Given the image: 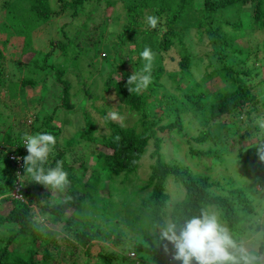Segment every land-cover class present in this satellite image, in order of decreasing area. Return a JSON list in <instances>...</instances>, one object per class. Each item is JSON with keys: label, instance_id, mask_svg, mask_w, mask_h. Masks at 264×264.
<instances>
[{"label": "trees", "instance_id": "trees-1", "mask_svg": "<svg viewBox=\"0 0 264 264\" xmlns=\"http://www.w3.org/2000/svg\"><path fill=\"white\" fill-rule=\"evenodd\" d=\"M25 1L27 2L26 12L29 13L32 22L27 23L20 19L17 20V23L22 29V49L27 51L30 49L31 31L34 29L32 26L46 22L51 15V8L49 0ZM88 1L106 0H65L61 3L60 9L69 12L68 15L72 17ZM3 5L12 11L19 8L17 3L14 4L10 0H3ZM233 6L242 8L250 6L249 15L253 25L249 28L250 31L264 30V0H127L124 3L126 18L117 38L121 40L124 37L123 31H125L133 43L132 48L129 49L135 54L132 60L133 73H139L146 63L140 53L145 47L151 49L154 54L150 73L151 83L146 88L141 87L138 91L129 92L128 87L135 88V85H127L129 74L126 70H117V67L123 62L117 56V62H112L111 71L118 73L119 79L114 80L110 73L107 74L102 93H114L119 107L125 106L138 115L139 126L136 127L134 124L124 126L111 122L104 112L107 108L102 104L96 112L103 117L108 131L99 137H94L95 118L84 117L83 125L76 130V134L88 140H98L100 145L108 149L109 152L97 151L95 158L99 171L92 170L88 175H83L86 167L84 165L85 158L73 154L72 160L79 161L77 168L82 170L80 173L77 172V168L70 165L66 158L67 152L74 143V135L64 141V147H60L56 143L50 153L48 165L54 167L57 160L62 161L63 169L68 173L70 183L63 188L61 197L55 199V202L41 205L40 202L46 200L48 188L29 180L23 181L22 184L23 200L12 198L10 191L17 176L14 173V160L9 159L7 155L8 152H12L20 156L22 165L20 171L24 172L22 158L27 155V151L22 146L23 137L25 134L38 132H48L55 136L56 129L47 124L48 119H51V114H48L42 122L43 128L34 127L31 122L24 124L21 120L14 126L7 125L0 131V210H4V212H0V230L6 232L5 239L0 238V264H59L61 261L64 264H121L124 259L127 260L122 252L103 250L102 243L98 241L115 244L120 251L136 250L138 244L143 250L151 247V253L147 250L143 253L146 257L154 258L157 262H145L146 264H177L178 261L175 259L173 262L171 259L167 260L166 255L169 252L165 249L167 242L160 237V226L165 223L163 206L168 198L163 189L168 176H171L182 189L180 199H176L171 206L168 221L172 220L182 224L185 219L198 216L202 210L207 209L216 212L219 220L225 222L228 228H232L238 223L240 218L238 210L241 209L244 214V210L247 208L248 200L245 194L239 188H232L226 194L217 193L211 189L212 183L207 175L191 172L185 165L164 161L159 152L162 136L156 134V129L162 135L168 134L170 131L179 134L182 115L186 112L193 114L200 110L199 123L206 126L211 121V124L210 128L201 130L193 139L200 143L206 140L217 143L220 142L221 132L226 127L223 122L217 120L220 116L235 114L236 119L239 120L241 115H245L251 124V114L256 111L257 104L264 106V97H260L264 93V78L258 82L260 90L254 91L247 84L246 75L250 73V70L235 69V60L228 56V54L248 52V48L244 51L237 47V40L243 35L240 21L220 19L219 14L222 10ZM149 15L158 18L156 28H151L148 25L147 17ZM20 17L18 16V18ZM81 25L83 27L84 24ZM225 25L238 33L227 35L221 29ZM189 28L195 30L196 36L204 35L206 37V43L220 61V66L211 67L215 63H209L207 66L209 70L204 72L203 77L192 81L188 89H185L180 84L185 79L190 67L191 57L184 41V32ZM52 46V41H49V49L43 53L39 51L42 58L40 65L37 66L40 69H44V65L47 64L46 59L52 53L50 50ZM59 46L62 49L66 48L65 44H59ZM171 47L175 48L179 55L178 70L165 72L161 54ZM2 60L3 54L0 49V87L4 85L1 78ZM48 65L54 69L55 81L62 86L61 92L57 93L58 97L64 100L62 105L70 107L71 105L67 102L68 86L64 80H61L63 68L53 64ZM163 77L173 83L177 94L162 88ZM212 77H218L222 82V87L212 93L210 101L205 102L207 90L203 87V81ZM37 82L34 78L25 76L12 84L6 83L5 89L9 96H13L27 85L34 87ZM40 86L44 88L43 81ZM53 109L55 108L53 107L51 110ZM204 110L207 114L204 113ZM162 120L165 123H161ZM252 127L257 129L255 125ZM12 129H15L14 135L11 134ZM151 138L155 148L150 156L154 155L155 159L149 165V174L145 182L138 185L133 192L138 195L136 201L127 205L113 202L108 204L106 199L96 198L104 179H108L113 174L126 176L135 172ZM190 153L198 157H212L218 162L221 161L220 154L211 146L204 149L192 147ZM142 191H145L144 195H141ZM87 202H89L88 205ZM33 208L47 210L46 224L43 229H41V223L33 220ZM92 210L95 213V218L87 215L86 211L92 212ZM75 221H82L81 227H76ZM121 224H124L130 231L139 234V237H135L136 241L132 245L129 242L126 243L124 235H126L127 229L121 228L119 226ZM58 229H65L72 234L84 255L81 262L78 261V254L71 249L75 245L70 246L67 237H61L63 247H60V243L56 240V236L59 234ZM150 237L153 242L149 240ZM92 242L97 245V260L90 263L87 250L93 245ZM244 249L257 258L253 264H264V259L260 257L264 253V247L261 244L254 248L244 246ZM39 253L40 255L37 257L36 255Z\"/></svg>", "mask_w": 264, "mask_h": 264}, {"label": "rangeland", "instance_id": "rangeland-1", "mask_svg": "<svg viewBox=\"0 0 264 264\" xmlns=\"http://www.w3.org/2000/svg\"><path fill=\"white\" fill-rule=\"evenodd\" d=\"M10 1L14 4L17 3L19 8L12 11V9L3 5V0H0V49L3 54L1 78L4 81L3 87H0V131L7 125L14 126L21 120L24 124L31 122L34 127L43 128L42 122L48 114H51V119H48L47 124L56 129V143L60 147H64V141L74 135V143L66 156L70 165L77 168L79 161L72 160L73 154H76L85 158L84 165L86 167L83 175H88L92 170L99 171L97 169V159L95 158L96 152H109V150L100 145V142L96 139L88 140L76 134V130L83 125L84 117L95 118L94 137H99L108 131L103 117L97 113L102 104L107 108L104 112H106L105 115L111 122L124 126L132 124L136 127L139 126L138 115L125 106L119 107L114 93H102L107 74L110 73L114 80L119 79V74L111 71L113 68L112 62H117V56L123 61L122 65L117 67V70L124 69L129 76L133 73L132 60L135 54L129 51L133 43L125 31H123L125 38L122 37L121 40L117 38L125 22L124 3L127 0H106L108 4L106 1H88L72 17L68 15L69 12L60 9L61 3L65 0H49L51 15L46 22L32 26L34 29L31 31L30 49L27 51L22 49V29L19 26L20 24L17 23V20L20 19L23 22H32V18L26 12L27 2L25 0ZM249 13L250 6H243V8L233 6L223 9L219 15L220 19L240 21L243 35L238 38L237 47L244 51L248 48V52L228 54V56L235 60V69L240 71L250 70V73L246 75L247 84L254 91H259L260 84L258 82L264 78V30L255 29L253 32L250 31L249 28L253 25ZM17 14L21 17L18 18ZM82 23L84 24L83 27ZM221 29L227 35L238 33V31L226 25L222 26ZM49 41H52L53 44L50 49L52 53L47 57V64L44 65V69H40L37 65H40L42 55L39 54L49 49ZM184 41L191 58L190 67L180 86L188 89L192 81L202 78L204 72L209 70V67H207L209 63H215L211 67H218L220 61L211 52L209 45L206 43V37L204 35L196 36L193 28H189L184 32ZM59 44H65L66 48L62 49ZM39 51L41 52L39 53ZM178 61L179 55L173 47L161 54V62L165 72L178 70ZM48 64L63 68L61 80L67 83V102L71 105L70 107L62 105L64 100L57 95L61 92L62 86L55 81V77H53L54 69ZM25 76L34 78L38 81L37 84L34 87L27 85L22 90H18L13 96H9L5 89L6 83L12 84ZM41 81L44 82V88L40 86ZM161 82L163 84L162 88L177 94L171 81L163 77ZM203 87L207 90L205 102H208L212 99V93L222 87V82L218 77L204 79ZM96 97L98 98L96 99ZM260 97H264V93ZM95 99L96 101H94ZM53 107L55 109L51 110ZM111 113L116 114L115 119L111 117ZM194 113L186 112L182 115L179 134L170 131L168 134L162 135L156 129V134L162 136V144L159 149L162 159L169 163L185 165L191 172L207 175L212 183L211 189L217 193L226 194L232 188H239L248 200L247 208L244 210L245 213L242 214V210H238L240 218L232 228H228L225 222L219 221L229 230L236 243L243 248L244 246L254 248L258 244L264 247V161L259 159L257 153V147L261 141H264V129L260 127V122L264 120V106L257 104L256 111L251 114L253 117V119L251 117V124L245 115H241L239 120L236 119L235 114L220 116L217 120L223 122L226 127L221 132L220 142L217 143L209 140L200 143L193 139L201 130L207 127L210 128L211 124V121L206 126L200 124L198 121L200 110ZM204 113L207 114L206 110H204ZM161 123H165V121L162 120ZM252 125L257 126V129L253 128ZM14 133L15 129H12L11 134L14 135ZM237 140L241 141L238 142ZM208 146L214 147L218 151L220 162L212 157H198L190 153L192 147L204 149ZM154 148L155 145L151 138L135 172L126 176L123 174L110 175L108 179H104L103 185L99 188L98 195L95 197L100 200L106 199L108 204L113 202L127 205L136 201L138 195L133 194V192L138 185L145 182L149 174V165L155 159L154 155L150 156ZM9 153L14 155L12 152L7 154ZM81 171L77 168L78 173ZM16 172L18 173L19 170ZM19 174L23 175L24 172ZM27 179V177H24V181ZM17 180L21 184L20 178ZM215 181L216 183H214ZM179 186L171 176L166 177L163 189L164 193L168 195L163 206L165 222L168 221L171 206L176 199L178 200L181 197L182 189ZM47 192L46 200H42L41 205L55 202V199L61 197L63 189L53 190L48 188ZM144 194L145 191H142L141 195ZM88 204L89 202H87ZM0 212H4V210L1 209ZM86 212L88 216L95 218L93 210L92 212ZM214 213L216 214V212ZM46 218L47 210L34 209L33 220L41 223V229L46 224ZM81 222L75 221V226L81 227ZM119 226L123 229L126 228L124 224ZM61 227L63 228V226ZM58 231L59 234L56 236V240L60 243V247H63L61 237H67L70 246L75 245L71 249L78 254V261L81 262L84 255L81 253L82 249L77 245L72 234L65 229H58ZM137 234V232L127 229L126 235H124L126 243L129 242L132 245L136 241L135 237H139V234ZM5 237L6 232L0 230V238L4 240ZM149 240L153 242L152 237ZM98 242L102 243L103 250L122 252L127 260L124 259L121 264L157 262L154 258H148L143 253L146 250L151 253V247L143 250L138 244L136 250L126 249L120 251L115 244ZM92 244L87 250L90 263L97 260V245H95V242H92ZM166 245L168 247H165V249L169 250L166 255L167 260L171 259L173 262V246L168 242ZM39 255L40 253L36 256L39 257ZM260 257L264 259V253ZM59 264L64 263L61 261ZM177 264H181V262L178 261ZM193 264H195V261H193Z\"/></svg>", "mask_w": 264, "mask_h": 264}, {"label": "clouds", "instance_id": "clouds-1", "mask_svg": "<svg viewBox=\"0 0 264 264\" xmlns=\"http://www.w3.org/2000/svg\"><path fill=\"white\" fill-rule=\"evenodd\" d=\"M147 23L151 28H156L158 18L149 15ZM153 55L148 47L140 53L146 63L139 73H132L128 77L127 85H135V88L128 87L129 92L146 88L151 83ZM110 115L116 118L115 113ZM260 127L264 129V120L260 122ZM55 144L56 137L48 132L24 135L22 145L27 151L22 158L24 174L17 173L21 185L24 177L53 190H62L70 183L62 161L57 160L54 167L48 165ZM257 153L259 159L264 161V141L257 147ZM160 237L173 246L174 259L181 264H193V261L195 264H253L257 259L238 245L218 216L207 209L198 216L185 219L182 224L172 220L165 222L160 226Z\"/></svg>", "mask_w": 264, "mask_h": 264}, {"label": "built area", "instance_id": "built-area-1", "mask_svg": "<svg viewBox=\"0 0 264 264\" xmlns=\"http://www.w3.org/2000/svg\"><path fill=\"white\" fill-rule=\"evenodd\" d=\"M23 148L26 149L25 146H23ZM10 154H11V153H9V154H7V155H8V158H9V159L14 160V166H15L14 173H15V175L17 176V172H16V171L19 170L18 173H20V172H21L20 170H21V168H22V165H21V158H20V156H18V155H16V154H14V155H10ZM15 164H16V165H15ZM17 179H19L18 176H17V178L15 179L14 186H13L12 190L10 191V196H11L12 198H14V199H18V200L22 201V200H23L22 190H21V189H22V186H21V184L18 182Z\"/></svg>", "mask_w": 264, "mask_h": 264}]
</instances>
